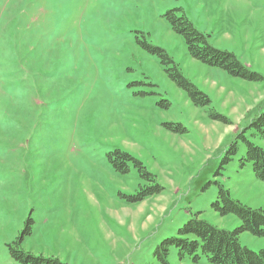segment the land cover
I'll use <instances>...</instances> for the list:
<instances>
[{
    "label": "rangeland",
    "instance_id": "obj_1",
    "mask_svg": "<svg viewBox=\"0 0 264 264\" xmlns=\"http://www.w3.org/2000/svg\"><path fill=\"white\" fill-rule=\"evenodd\" d=\"M169 10L257 80L192 57ZM174 64L210 102L169 77ZM263 106L264 0H0V264H22L8 245L28 218L23 249L67 264H163L157 245L196 239L179 232L195 215L233 231L239 217L212 203L222 185L264 210V181L241 164L246 140L264 150L262 133L241 130ZM238 240L264 248L248 231ZM164 247L169 264H214Z\"/></svg>",
    "mask_w": 264,
    "mask_h": 264
},
{
    "label": "trees",
    "instance_id": "obj_2",
    "mask_svg": "<svg viewBox=\"0 0 264 264\" xmlns=\"http://www.w3.org/2000/svg\"><path fill=\"white\" fill-rule=\"evenodd\" d=\"M167 17L172 25V29L184 37L187 49L192 57L209 65L221 67L234 76L257 80L259 76L257 73L250 72L238 60L233 52L221 50L209 44L206 36L202 32L197 31L186 17L177 16L174 10L167 11ZM153 50L159 53L165 62H171L170 57L164 50L160 48H155ZM168 75L180 87L187 91L195 104L210 102L206 94L201 92L181 74L176 64L170 69L168 68ZM260 109L261 108L257 110L256 114L251 116L247 125L241 129L242 131L246 128H250L255 133L258 131L264 136V108ZM212 113V115H214L213 117L228 121L222 115L216 112ZM246 144L247 149L245 156L241 158V164L251 161L255 176L259 180L264 181V150L247 140ZM235 150V142H232L231 148H229L227 152H234ZM112 155H114V158L116 157L117 160L121 159L120 163L114 162L115 167L122 172L128 171L126 160L132 159L131 156L126 152L116 149L108 155L111 162L113 161ZM134 164L141 178L154 180L155 176L148 172L141 162L134 160ZM152 188L150 192H159L161 190V186L158 184ZM146 191L147 190L142 189V192L137 195L138 200L143 198ZM220 200L223 202L222 206H220ZM212 206L222 214H236L240 219L239 227L237 226L233 231H229L201 220L196 215L192 216L183 224L179 232L183 234H192L196 239L172 238L157 245L154 254L158 256L160 261L163 264H169L166 257V247L163 248L162 253L160 250L162 249V245L166 242H176L177 245H180L181 254L184 250L191 253L200 249L214 264H264V248L255 252L242 246L238 240V233L242 231H248L256 236L264 237V210L261 208H251L238 200L232 199L228 190L224 189L222 185L219 187L217 199L212 203ZM30 222L28 218L25 222L24 229L19 232L17 237L8 245V250L12 259L22 264H67L56 257L34 255L30 253V251L23 249V236L29 233Z\"/></svg>",
    "mask_w": 264,
    "mask_h": 264
}]
</instances>
